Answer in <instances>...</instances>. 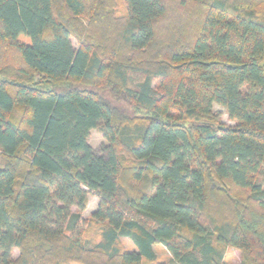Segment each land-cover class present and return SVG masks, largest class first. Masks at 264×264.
<instances>
[{"label":"trees","instance_id":"1","mask_svg":"<svg viewBox=\"0 0 264 264\" xmlns=\"http://www.w3.org/2000/svg\"><path fill=\"white\" fill-rule=\"evenodd\" d=\"M123 2L0 0V264H264V0Z\"/></svg>","mask_w":264,"mask_h":264},{"label":"rangeland","instance_id":"2","mask_svg":"<svg viewBox=\"0 0 264 264\" xmlns=\"http://www.w3.org/2000/svg\"><path fill=\"white\" fill-rule=\"evenodd\" d=\"M124 5L125 4L123 0H120V5H118V8H117L119 12L123 11ZM57 7L58 9L59 7L62 9L61 5H58ZM20 39L21 41H28V38L25 35H21ZM73 41H74V45L77 46L76 39H74ZM4 53L6 56H9V54H12L14 56V53L9 50L4 51ZM69 84H70L69 82L64 81L61 83H57L53 86L63 88ZM92 87H94L93 89H95L97 93H99L100 96L106 98L109 102H112L117 108H120L121 110H124L125 112L132 114L138 120H142L146 116L145 111L134 108L130 102L116 97L110 90L106 88H102L97 85L92 86ZM213 113L216 116V118L224 124L232 125L235 123L233 120H231L228 117L226 110L220 105L215 104L213 106ZM89 143L97 153H101L102 147L103 145L107 143V140L103 136V133L100 131V129L96 128V129H93L90 133ZM88 198H89L88 204L85 210H79L77 207H73V212H77L81 214L82 218L84 219V223H85L84 224L85 226L84 237L85 239H87V241L93 243V242H97L100 240L102 225L99 223H96L94 219L92 218V212L96 209L98 202H99L98 196L95 193L91 192L89 193ZM121 244L127 249L133 248V243L130 239L122 238ZM155 251L157 253V261H161L166 264L171 263L172 255L163 245L161 244L155 245ZM18 254H19V251L15 249L13 251V257L14 258L17 257ZM227 260L229 264H240L239 252L233 250L232 248H228ZM72 264H79V263H72Z\"/></svg>","mask_w":264,"mask_h":264}]
</instances>
